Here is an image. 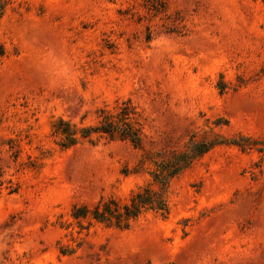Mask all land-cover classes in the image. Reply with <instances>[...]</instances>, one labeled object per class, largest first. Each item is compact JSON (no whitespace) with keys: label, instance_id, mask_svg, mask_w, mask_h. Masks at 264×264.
Masks as SVG:
<instances>
[{"label":"rangeland","instance_id":"obj_1","mask_svg":"<svg viewBox=\"0 0 264 264\" xmlns=\"http://www.w3.org/2000/svg\"><path fill=\"white\" fill-rule=\"evenodd\" d=\"M146 7L8 0L0 264H264V0H168L157 16ZM168 17L179 33H166ZM126 100L142 114L141 148L105 138L57 146V119L90 126L99 109ZM210 131L260 144L206 154L173 181L166 218L80 230L75 206L128 203L148 182L134 174L145 153L178 150Z\"/></svg>","mask_w":264,"mask_h":264},{"label":"trees","instance_id":"obj_2","mask_svg":"<svg viewBox=\"0 0 264 264\" xmlns=\"http://www.w3.org/2000/svg\"><path fill=\"white\" fill-rule=\"evenodd\" d=\"M168 0H147L149 11L155 16L166 14ZM8 0H0V21L5 15ZM170 23L164 25L166 33H179L178 19L171 17ZM147 41L151 39L148 33ZM6 55L5 48L0 45V61ZM223 91V88H221ZM52 132L58 138L57 146L61 150H69L79 144L88 142L94 145L98 139L109 141H125L135 148L143 144L142 114L130 100L122 101L114 107H103L97 111V121L90 126L78 127L59 118L52 124ZM94 137L97 140H94ZM246 143L243 144L241 141ZM260 143L250 138L240 137L226 139L221 134L210 131L198 137L193 134L186 144L172 152L145 153L137 163L134 174L144 173L148 177L147 184L133 193L128 203H121L110 197L101 199L93 207L75 206L72 218L80 230H85L93 223L104 225L120 231H127L145 214L154 213L163 218L169 215V194L174 180L190 169L206 154L219 146H236L243 150L252 149ZM264 146V143H262ZM125 174H129L125 171ZM84 222H88L85 226Z\"/></svg>","mask_w":264,"mask_h":264}]
</instances>
